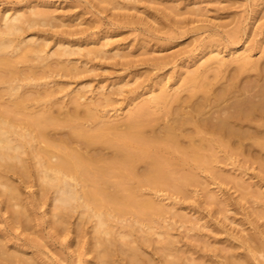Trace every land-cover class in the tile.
Wrapping results in <instances>:
<instances>
[{"label":"bare ground","instance_id":"1","mask_svg":"<svg viewBox=\"0 0 264 264\" xmlns=\"http://www.w3.org/2000/svg\"><path fill=\"white\" fill-rule=\"evenodd\" d=\"M90 1L91 6L99 9L109 3L114 6L112 2L116 0ZM116 2V9L125 8L126 3ZM36 4L26 7L23 3V9L6 6L0 12V202L5 209L2 211L9 212L5 231L0 230V264H42L37 255L21 249L20 244L13 249L8 244L11 237L7 227L27 230L25 223L34 208L25 195L27 201L22 203V184L33 180V199L49 192L53 195L48 211L49 217L56 216L49 220L55 231H70L69 217L78 212L81 221L74 231L84 246L79 253L82 264H115L120 254L127 264H264V230L257 221L264 217V207L250 211L253 229L244 233L242 230L238 235L230 233L226 244L212 245L216 248L208 247V240H201L206 249L190 243L191 246H177L178 239L173 238L169 225L160 223L175 207L174 214L184 220L185 212L179 208L176 197H189L201 188L205 171L223 181L249 187L245 180L243 183L236 175L228 176L217 164L243 153L249 158L255 146L264 149V54L254 58L247 53L251 44L243 43L224 57L217 46L207 45L206 57L201 56L199 59H203L187 69L186 75H178L181 87L145 88L142 93L146 96L140 100V91L134 90L122 116L115 112L119 108L112 106L117 101L113 95L127 90L129 81H118L121 85L116 83L117 93L111 94L112 89L91 96L86 87L66 92L69 82L59 83L55 78L57 73L78 76L90 70L70 56L102 57L108 50L107 43L70 48L68 45L75 40L68 38L72 31L65 29L55 42L60 49L49 51L51 34L47 36L43 26L56 25V18L52 9ZM118 14L112 15L114 21L126 17H117ZM98 20L95 19L96 23H100ZM36 27L43 30L33 31L39 38L24 35ZM234 28L227 34L238 41L242 29ZM217 31L213 32L215 36L221 35ZM262 47L264 44L260 43L261 51ZM156 57L152 60L154 68H161L170 59ZM134 77L139 79L136 74ZM259 167L264 172L263 162ZM12 176L23 183L11 180ZM259 188L251 194L254 200L264 198V191ZM163 191L176 197L167 202V196L161 197ZM217 193L206 190L204 200L215 205L223 202L225 208L219 207L217 211H226L233 202L228 196L221 200ZM84 219L91 223L90 233ZM139 229L143 240L134 237ZM214 229L220 231L218 226ZM152 233L162 238L155 241ZM27 239L25 235L22 243ZM142 241L152 244L150 253L143 250ZM86 253L90 255L85 256Z\"/></svg>","mask_w":264,"mask_h":264},{"label":"rangeland","instance_id":"2","mask_svg":"<svg viewBox=\"0 0 264 264\" xmlns=\"http://www.w3.org/2000/svg\"><path fill=\"white\" fill-rule=\"evenodd\" d=\"M41 1L47 4H42ZM36 2L38 3L36 4L38 7L52 9L56 18V25L43 26L46 32L43 33H49L47 36L52 35L49 36V51L60 49L61 46L55 42L56 39L60 38L58 36L61 34L60 32L65 29L75 32H70L72 35L68 34L70 36L68 37L69 39L75 40L68 45L70 48L72 45L73 48H77L79 44L82 48H89L96 45L99 46L101 43H107L105 47L108 50L102 57L99 56L91 59V57L82 54L70 56L73 59L75 58L74 61L82 62V64L91 68L90 70L78 76H65L64 74L57 73L55 78L59 83L60 80L62 83L64 81L69 82V88H65V91L74 87H86L87 94L91 96L94 94L99 95L96 93L98 91L106 93L112 89L114 90L110 92L111 94L117 93L115 87L116 89L118 88V81L125 84L129 81L126 84L127 87H125L127 90L131 89V91L125 90L121 93L117 90L119 93L113 95L117 98V101L112 106H115L116 109L119 108L115 112L122 116L124 115L122 114L124 113L123 111H125V103L131 101L134 90L136 92L140 91L137 93L140 100L146 96L142 91L144 92L147 88L158 90L162 86L170 89L175 88L172 86L181 87L182 80L178 79L180 78L178 75H186V71L188 72V70L194 68L197 62L205 58L204 54L209 50L208 47L215 48L217 46L216 48H219L220 51L222 50L221 55L229 57L232 48L237 46L242 47L243 43H245L246 45L251 44L250 50L247 53L252 54L254 58L264 54V49L262 50L263 52L259 49V44L262 43V46L264 44V0H118V2L126 3L125 8L121 9H116L114 1L112 2L114 6L109 3L107 7L96 9L97 7L91 6L90 0H0V12L9 6L23 9V3L27 7L30 3L33 6L32 4ZM132 4H134V7ZM175 11L177 13H174ZM188 11L193 12L190 13ZM113 12L115 14L119 13L117 17H120V15L121 17L122 15L126 17L121 19V21H114L112 17ZM197 12L201 13L196 15L195 13ZM97 18L100 19V23H96L95 19L98 20ZM131 18L135 20L133 21ZM234 27H239L243 30L240 31L238 41H233L230 35L227 34L232 28L235 29ZM35 29H30L24 35H27V38L31 36L34 38L38 36L39 38L40 35L36 32L39 33L41 31L40 33H42L43 30L38 31L37 27ZM214 30H218L217 32L221 35L216 34L215 36ZM33 31L36 32L33 33ZM154 35L160 37L155 36L157 37L156 39ZM248 35L249 38L245 42ZM169 36H173V38L171 40L166 39ZM216 37L219 40V45H217ZM215 43L216 45H214ZM207 45L208 47H206ZM156 56H160L161 58H165L166 56L167 59L172 58V61L169 59V61H166V65H162L163 67L154 68L152 62L157 58ZM201 56L203 58L199 59ZM87 59L91 60L86 62ZM135 74L138 76V80L135 78L136 76L134 77ZM211 74L210 77L213 75ZM133 77L135 80L132 79ZM160 77H163V80H160ZM45 79L43 78L42 80L44 81ZM156 79L160 82H165L166 80L168 82H165L167 83L165 86L164 83L162 84ZM65 91L62 92L65 94ZM185 91L181 93L185 94ZM61 94L63 95V93ZM112 106L109 105L108 108L112 109L111 112H114V108H111ZM122 107L124 109H120ZM255 147L254 149L252 148V155L249 158H245L246 153H243L236 159L222 160L217 164L219 168L228 173V176L236 175L242 179L243 183H249L248 188L237 186L230 180L223 181V179L213 177L211 173L205 171L202 177V187L194 190L189 197H176L170 191L161 192V197H168L165 199L167 202L176 197V200L180 204L178 205L180 206L179 208L186 215L185 218H182L185 221H182L174 214L175 207L169 213H166L160 222L169 225L173 238L178 239L177 246L181 247L184 244V247H186L190 243L197 248L202 247L201 249H206L212 245L218 247V245L222 246L228 242L227 239L230 238V233L238 235L242 230H244V233L249 229H253L251 223L253 215L250 211L264 207V198L254 200L251 197V194H255V190L259 187V189L264 191V172L259 167L260 163H264V149ZM14 177L12 176L11 180L20 181L19 177ZM22 188L24 189H22V196L24 197L25 195L27 197L29 206L34 208V212L28 220L26 219L27 223L23 220V223L27 224V230L21 229L22 227H7L10 230L9 236L11 238L8 244L12 246L11 248L13 249L17 244H20L21 249H25L29 254L37 255L42 264H82L83 261L79 260V253L83 252L84 246H82L83 243L80 244L79 240H82L81 237L75 235L76 232L74 231L77 223L81 221L78 212L73 213L69 217L71 219H69L71 225L70 231H58V233L49 224V220L56 218V216L49 217L50 212L48 211L52 207V193L50 194L49 192L44 197H40V199H33V193L36 188L34 180L23 183ZM206 190L218 192L217 194L221 200L228 196L233 204L227 206L228 209L226 211H217L219 207L225 208L222 204L223 202L219 205L207 203L204 200V192ZM25 197L24 202L22 201L23 204L27 201H25ZM0 198L2 197L0 196ZM19 203L21 204V201ZM0 210L5 209L2 206ZM35 214L37 215L36 218H34ZM8 215L9 212L7 210L2 211L0 214V230L3 229L5 231V227L7 226H5V222ZM257 221L261 229L264 230V217L259 218ZM83 224L85 229L87 228L86 230L89 231L87 233H90L91 223L89 220H85ZM215 226H218L220 231H216L214 229ZM121 229L119 227V230ZM21 230H23V234L20 233ZM155 230H159V223L155 225ZM24 234L28 236V239L22 243L25 237ZM134 237L143 240V234L140 229L136 231ZM151 237L155 241L162 238L157 233H152ZM201 240H208L210 245L207 247L201 243ZM233 242L235 244L238 243L235 239H233ZM237 249L238 251L242 250L241 248ZM143 250L150 253L153 250L152 244L149 245V243L144 242ZM89 255L90 253L85 254V256ZM120 256L123 258V255H118L119 259L118 257L117 259L119 263L121 264L124 261L127 264V261L124 258L122 261ZM118 260L115 264H117Z\"/></svg>","mask_w":264,"mask_h":264}]
</instances>
